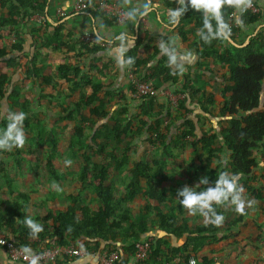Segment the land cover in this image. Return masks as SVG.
<instances>
[{"label":"trees","instance_id":"obj_1","mask_svg":"<svg viewBox=\"0 0 264 264\" xmlns=\"http://www.w3.org/2000/svg\"><path fill=\"white\" fill-rule=\"evenodd\" d=\"M82 1L96 7L95 0ZM159 1L164 8L176 6L175 0ZM47 2L0 0V9L5 10L0 12V40L4 42L7 37H12L11 42L0 48V102L4 103L3 107L0 104V114H3L0 126H3V117L9 110L24 111L25 141L35 151L42 149L48 178L60 182L62 176L54 163L58 153L56 137L53 131L42 125L36 110L43 107L57 123H72L71 135L80 150L77 168L72 172V181L78 188L74 195L68 197V203L63 208H50L33 218L43 227L35 238L29 235L23 223L27 216L23 202L0 199L1 236L11 239L16 246L32 250L72 246L96 253L115 251L119 254L118 263L126 264L121 256L132 258L134 244L150 237L152 229L149 224L152 223L158 234L150 238L147 258L135 264H188L190 258H194L196 264H221L211 255L199 256V251L220 242L221 238H226L243 225L246 211L232 220L224 217L218 227L208 223H190L175 199L176 191L183 185L166 192L158 188V183L167 182L163 174L164 159L176 162L177 155L173 150L182 153L185 147H189V162L198 164L196 167H191L189 163L182 165L186 177L184 185L192 186L196 184L195 178L198 183L199 178L205 175L211 185L218 173L225 171L238 174V183L246 194L256 200L262 198L261 189L264 190V187H254L251 183L255 181V171L259 169L261 158H264V8H260L255 1H247L256 11L243 7L236 12L237 8L225 4L221 11L228 29L226 36L233 43L223 37L207 44L196 35V29L201 27L200 14L187 9L178 20L174 33L194 54L195 72L190 70L176 74L171 71L166 58L151 44L152 39L147 38L146 33L142 36L138 30L133 44L124 53L133 58V63L125 65V68L135 82L152 83L154 94L168 89L182 95L178 107L186 116L181 114V120H178L182 122L181 127L172 136V122L168 121L162 127L160 121L165 107L155 102L153 95L134 98L137 96L131 82L128 86L132 94L129 100L116 91L114 79L105 81V74L111 71L118 76L119 68L105 55L103 42H80L60 20L50 23L45 16ZM115 2L122 8L126 6L124 0ZM86 12L91 16L99 14V23L104 28L114 27L117 23L114 17H107L100 11L87 9ZM34 15L42 16L44 22L31 21ZM238 33L245 34V38L235 43ZM160 38L167 39L166 36ZM24 39L28 41L27 47L24 46ZM42 49L61 53L63 61L55 68L43 64L38 59ZM21 59L25 61L21 63ZM208 62L217 68L205 66ZM193 73L192 79L190 74ZM204 75L208 84L219 81V99L211 92L194 89ZM17 80L32 83L31 90L38 93L35 99L21 93L14 85ZM62 86H66L65 91ZM45 90L51 92L44 95ZM147 105L148 108L151 106L149 110ZM210 108L216 110L214 115ZM195 110L203 116L214 117L216 128L211 132L203 131L204 121L194 114ZM141 112L143 114L140 115ZM38 114L46 115L43 111ZM188 114L193 116L187 117ZM161 128L165 133L161 132ZM136 139L147 145L156 143L159 152L149 159L144 155L134 159L138 148L132 143ZM108 140H113L116 147L108 150L107 144L103 143ZM69 144L74 146V142ZM11 151L16 152L17 148ZM7 152L10 151H0V154ZM223 154L227 159L221 163ZM211 160H215L214 167H208L201 174L202 167ZM121 169H126L127 181L117 194L107 177L112 170ZM141 183L145 185L143 193ZM85 192L89 194V203L86 204L79 199V195ZM139 195H143L144 206L134 220L128 207ZM19 197L23 201L28 200L24 193ZM175 202V207L164 210L165 203L173 205ZM216 210L223 213L220 206ZM170 238L182 240V243L173 247L169 244ZM129 239L132 243L124 246L121 241ZM245 240L249 243L238 254L243 259L255 250L263 248L264 252V232L255 239ZM72 258L84 259L87 256ZM261 262L264 264L263 260ZM247 264H254V259L248 260Z\"/></svg>","mask_w":264,"mask_h":264},{"label":"rangeland","instance_id":"obj_2","mask_svg":"<svg viewBox=\"0 0 264 264\" xmlns=\"http://www.w3.org/2000/svg\"><path fill=\"white\" fill-rule=\"evenodd\" d=\"M249 4L246 3L245 6ZM253 28L250 29L252 31ZM172 35H175L174 30L172 31ZM245 38V34H236L235 35V43L243 41ZM12 41V37H7L6 41L0 40V48L4 46L5 43H9ZM27 40L24 39V46L27 47ZM180 45H183L184 50L188 51V46H184V43L180 42ZM38 59L42 61L43 64H46L52 68H55L59 63L63 61V56L61 53L53 52L47 49H42L39 52ZM25 60L21 59L20 62L23 63ZM40 61V62H41ZM210 62L205 64V66H210ZM217 68V66L211 65ZM192 70L195 72L197 70L194 62H185L184 65V72ZM115 74L111 71H108L105 74V81L116 79L118 76H114ZM191 78H194V73L190 74ZM113 80V81H114ZM206 76L202 77L198 80L197 85H194V89H198L199 91L204 90L206 92H211L218 97V90L220 89L219 81L215 80L213 84L206 83ZM120 86L116 88V91L119 93H123V96L129 100L131 97V93H129L128 80L126 76H121L119 78ZM150 83V82H149ZM30 81H15L14 85L18 86L21 93L24 96L31 97L35 99L36 95L38 94L36 91H32ZM152 85V83H151ZM153 86V85H152ZM62 90H66V86H62ZM51 92L50 90H45L44 95ZM134 98L140 99V97ZM145 97V96H143ZM181 95L175 94L170 92L168 89H163L157 91L153 95V99L155 102L163 105L165 110L163 111L162 119L160 120L163 123L162 127L169 121L172 122L171 125V135L175 134L179 127H181L180 121L181 114L183 110H180L178 107V101L180 100ZM150 99H148V102ZM2 102V103H1ZM0 104L2 107L4 106L3 101ZM150 105V104H149ZM146 107L147 110L150 109L148 106ZM109 107L107 106V110ZM155 109V108H154ZM130 110V109H129ZM157 111V108L155 109ZM45 112L46 115L41 116L40 112ZM139 111V110H137ZM167 113L165 114V112ZM210 112L213 115L216 113V110L210 108ZM37 116L41 119L42 125L51 131L54 132V135L57 140V147L58 153L55 156L54 163L57 167L58 172L62 176V180L60 182H56L48 178L46 171L44 169V158L42 156V149L38 148L35 151L33 146L28 142L25 141L24 145L21 148H18L16 152L10 151L6 154H0V199L5 200H13L18 199V201L23 202L24 206L26 207V215L34 218L37 215L44 214L48 209L54 208H63L69 200L70 195H74L77 191V184L72 181V172L76 170L77 163H78V155L80 154V150L77 149V144L75 143L74 138L71 135L72 130V123H64V122H56V119L49 113L46 112L43 107L36 110ZM135 113V112H134ZM137 114L139 112H136ZM135 113V114H136ZM133 114V113H132ZM143 112L140 113V115ZM194 114L199 118L203 119V127L202 130L206 132H211L213 128H216L215 125V118L211 116L202 115L199 111H194ZM3 114H0V118ZM186 116V115H185ZM193 114H188L187 117H192ZM135 118V116H133ZM196 118V117H195ZM153 121V119H151ZM200 122V121H199ZM217 131V129H214ZM31 134L33 133L30 130H27ZM161 132L165 133V130L161 128ZM74 142V146H71L69 143ZM103 143L107 144L108 150H111L116 147L115 142L113 140L103 141ZM132 145L138 148L134 159L138 160L141 158L142 155L145 156L146 159H149L151 156H155L157 150L156 143L153 144H146L142 143L141 140H135ZM190 148L185 147L182 153L179 151L173 150L174 155H177L176 162H172L170 160L164 159L166 165H163V174L167 177L166 184L159 182L158 188L164 189V191L169 192V190L175 189L178 185H184L185 181V174L182 170V165L184 163H189L191 167H196L198 163L193 162L192 164L189 162L190 159ZM223 161L227 159L226 155L223 154ZM65 161H69L70 163H65ZM261 161H264V158H261ZM215 160H211L207 165H204L201 170V174L204 173L208 167H214ZM108 181L112 183L113 187L117 190V194L120 193L124 183L127 181V173L126 169H121V171H111L107 177ZM196 183L197 179L195 178ZM158 181V179H157ZM254 187H264V166H259V169L255 171V181L251 183ZM141 192L145 190L144 183H141ZM262 198L260 200H256L249 196V194L243 191L242 197L245 200V210L246 216L243 219V225H239L237 230L233 231L231 235H228L226 238H221L220 242L213 243L211 245L203 247L199 251V256H206L211 255L216 257V261H219L217 258L218 255L227 256L226 259L232 260L237 263V260L244 261L245 259L239 258L238 255L240 249L246 247L249 241L245 239L251 238L255 239L258 234H262L264 232V190H262ZM26 194L28 197L27 201H23L20 194ZM79 199L82 203L86 204L89 203V194L87 192L81 193L79 195ZM91 203V201H90ZM177 202L173 205H169L165 203L163 206L164 210L168 211L170 207H175ZM144 206V198L143 195H139L135 198L134 202L129 205V213L130 216L133 218V215L139 214L142 212ZM224 217L227 220H232L237 213L233 212L231 207H222ZM176 212V211H175ZM184 216L189 219L190 223L194 224H206L204 219L199 215L195 214H188L184 209L183 212ZM150 228L156 230L154 225L151 224ZM151 231V232H152ZM238 231V232H237ZM222 233V230H221ZM224 234V233H223ZM221 234L220 236H223ZM236 243V245H233ZM258 251V252H257ZM256 254L260 253V250L254 251ZM264 253V252H263ZM238 255V257H237ZM251 256V255H250ZM239 258V259H238ZM223 264V262L221 263ZM246 264V263H244ZM261 264V263H259Z\"/></svg>","mask_w":264,"mask_h":264},{"label":"clouds","instance_id":"obj_3","mask_svg":"<svg viewBox=\"0 0 264 264\" xmlns=\"http://www.w3.org/2000/svg\"><path fill=\"white\" fill-rule=\"evenodd\" d=\"M177 7H168L161 9L159 0H140L139 3L126 8L123 16L128 24L135 25L138 20L149 15V13L160 14L164 23L174 26L187 9L198 12L201 16V27L196 29V35L199 39L207 44L213 39L223 38L227 35V25L223 20L222 7L225 4H231L233 7L242 10L244 7L243 0H175ZM99 29L104 25L100 24ZM95 22L91 32L95 34V40H103L101 31H98ZM135 37L129 31H121L119 34L112 36L108 43H114L115 64L123 68L125 65H131L133 58L125 56L124 53L133 44ZM159 54L166 58V64L170 70L176 74L184 71L185 62L194 58L191 51H180L173 38H160L157 41ZM26 113L22 110H9L3 117L4 124L0 126V151H11L13 148H21L26 140L24 121ZM223 163V158H221ZM65 163H70L65 161ZM264 166V161L259 162ZM201 186H203L201 188ZM243 186L238 183L237 173H227L220 171L211 185L208 177L205 175L199 178L198 183L192 186L183 185L175 193V199L179 206L186 210L190 215H199L205 223L215 227L220 226L224 221L222 212L216 210L217 206L231 207L232 211L237 214H243L245 210V200L242 197ZM23 223L28 229L30 236L35 238L42 230V224L30 216H25ZM25 253L30 256L29 264H37L38 257L30 253L28 248L24 249ZM189 264H196L191 260Z\"/></svg>","mask_w":264,"mask_h":264},{"label":"crops","instance_id":"obj_4","mask_svg":"<svg viewBox=\"0 0 264 264\" xmlns=\"http://www.w3.org/2000/svg\"><path fill=\"white\" fill-rule=\"evenodd\" d=\"M47 1L48 2H47L46 9H45V13H46L45 16H47V20L50 23L53 24L57 22L58 20H60V22H63L65 24L67 30L70 31L73 34V36L77 37V39L82 34H91L95 37V34L92 33L91 30H92L94 22L97 28L100 25L99 23L100 15L99 14L96 16H91L86 11L75 12L74 11L75 0H47ZM100 1L101 0H95L96 7L90 6L89 9L96 11L97 13L100 11L105 16L112 17L110 14L99 9ZM247 1L248 2L255 1L260 8H264V0H247ZM247 1L243 0L244 7H245V4L248 3ZM124 2L126 3V6L123 7V9L125 10L126 8L131 7L132 5L139 3L140 0H124ZM175 7H177V5ZM161 9H166V8L162 7L161 5ZM57 10H61L63 12L64 16L62 18H59L57 16L56 14ZM239 10L240 9H237L236 12H238ZM0 12H5V10L0 9ZM163 16H164V12L161 10L159 15L155 13H149L148 16L142 18L141 20H138L135 25L130 24V23L128 24L126 20L125 22H122V23H116L114 27L103 28L102 30L98 28V31H101L104 37L103 40H101V42H103V46L105 47V55L108 57V59H111L115 62V48H114L115 42L110 44L108 43V41L111 40L112 36L119 34L121 31H126V30L132 33L135 38L138 34V30L141 31L142 36L146 33L147 38L152 39L151 44L155 45L156 47H157V41L158 39H160V36H166L167 38L171 37L173 38L175 45L180 51H186L187 49L184 50V47H182L183 45H180L179 38L176 35H172V31L174 30L177 23L174 26L166 25L162 19ZM35 17H38V16L34 15L30 18V20L32 21ZM184 46H186V44ZM189 62H194L195 64V59L193 58L187 63ZM118 68H119V74H118L119 76L113 81L114 83L113 86L115 90L117 87L120 86L119 78L121 76L122 77L126 76L128 83L130 84V80L128 76L129 73L126 71L125 66L123 68H120V67ZM141 213L142 212H139V214ZM139 214L133 215L132 219L135 220L136 217L138 218ZM149 222L151 223V221ZM149 226L151 225L149 224ZM157 234H158V230L157 229L153 230L152 232H150V235H149L150 237L148 239L151 240L150 238L153 237L152 235L155 236ZM143 237L144 236L142 235L141 238ZM144 239H147V238H144ZM121 242L123 243L124 246H129L132 243V240L129 239L127 242H124V241H121ZM181 243H182V240H175L173 238L169 239V244L173 247H176L180 245ZM256 256L258 257V259H256ZM121 257H122V260L125 261L126 264L132 263L131 256H128L127 258L126 256L124 257L121 256ZM217 258L219 259L220 262H223V264H235L234 261L226 259L227 256L218 255ZM239 258H242V257H239ZM214 259H216V257H214ZM251 259H254V264H259V263L262 264L261 260L264 261L263 248H261L259 254H256L255 252H253L251 256H248L244 261L237 260V263L247 264V261ZM0 264H21V263L11 262L7 258L4 250L0 248ZM53 264H99V262L97 261V259L91 258V257H87L84 259L69 257L64 260L56 261ZM146 264H156V263L147 262Z\"/></svg>","mask_w":264,"mask_h":264},{"label":"built area","instance_id":"obj_5","mask_svg":"<svg viewBox=\"0 0 264 264\" xmlns=\"http://www.w3.org/2000/svg\"><path fill=\"white\" fill-rule=\"evenodd\" d=\"M90 8V5L85 4L82 0H75L74 3V11L75 12H82L86 11ZM245 8L251 9L253 11H256L251 4H247ZM99 9L102 11L110 14L112 17L116 19L117 23H122L126 21V18L123 16L124 9L116 4L115 0L112 2L108 0H101ZM56 14L59 18H62L64 16L63 12L61 10H57ZM34 20L37 23H43L44 18L42 16L35 17ZM78 40L80 42L86 43V44H95L97 43V40H95V37L91 34H82L79 36ZM129 80L131 84L133 85V89L135 91V94L137 97H143V96H151L154 95V90L152 89L151 85L146 82H135L131 77L129 76ZM182 98V95H181ZM0 248H2L7 256V258L11 262H17V263H23V264H29L30 256L27 255L24 251V247L22 246H16L14 242L11 239H8L4 236L0 235ZM31 254H34L38 257L37 264H51V262L56 260H62L65 257H91L97 259L99 264H119V254L115 251L105 254L102 253H96L94 251L88 252L85 249H77L72 246L69 247H60V246H52L49 248H43L38 247L36 250L29 249ZM150 253V240H144L142 242H138L134 244V252L132 254V263L135 264L137 262H141L145 260ZM194 258H190L188 260V264L191 260Z\"/></svg>","mask_w":264,"mask_h":264},{"label":"water","instance_id":"obj_6","mask_svg":"<svg viewBox=\"0 0 264 264\" xmlns=\"http://www.w3.org/2000/svg\"><path fill=\"white\" fill-rule=\"evenodd\" d=\"M225 38H226L229 42L233 43V42L229 39L228 36H225Z\"/></svg>","mask_w":264,"mask_h":264}]
</instances>
